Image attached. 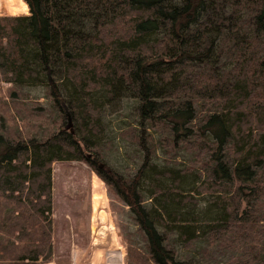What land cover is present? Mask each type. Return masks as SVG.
<instances>
[{
    "label": "trees",
    "instance_id": "1",
    "mask_svg": "<svg viewBox=\"0 0 264 264\" xmlns=\"http://www.w3.org/2000/svg\"><path fill=\"white\" fill-rule=\"evenodd\" d=\"M23 1L0 16V84L12 103L41 90L56 119L0 129V259L52 260L55 161L88 163L128 205L147 264L247 239L264 220V0ZM112 112L131 174L103 155Z\"/></svg>",
    "mask_w": 264,
    "mask_h": 264
},
{
    "label": "rangeland",
    "instance_id": "2",
    "mask_svg": "<svg viewBox=\"0 0 264 264\" xmlns=\"http://www.w3.org/2000/svg\"><path fill=\"white\" fill-rule=\"evenodd\" d=\"M27 13L28 10H22L16 14L0 16ZM7 86L6 83L0 84V129L7 134L15 135L18 131L23 135L27 130L31 131V134L40 132L41 128L37 125L46 126V120L48 122V119H56L50 104L43 98H38L41 90L27 89L23 92L24 95L20 96L22 99L12 103L6 92ZM123 115L124 112H112L106 117V134L111 142L104 147L103 155L105 154V159L111 167L127 175L131 174L139 152L132 143L127 142L129 140H125L129 135L120 130L124 122ZM161 154L160 156L163 155ZM165 157L169 161L177 162L183 159L179 155H163L162 158ZM93 178H97L102 190V197L97 206L92 199ZM51 182L52 260L58 261L59 264H147L142 259L147 253L146 242L132 218L128 205L107 187L88 163L53 162ZM99 211L106 216L108 229H101V223L92 220V215ZM255 226L245 240L235 241L228 247L219 243L211 245L207 255L201 257L202 264H264V220ZM252 247L254 248L250 249ZM40 262L42 264L41 260ZM0 264L10 263L0 259Z\"/></svg>",
    "mask_w": 264,
    "mask_h": 264
},
{
    "label": "bare ground",
    "instance_id": "3",
    "mask_svg": "<svg viewBox=\"0 0 264 264\" xmlns=\"http://www.w3.org/2000/svg\"><path fill=\"white\" fill-rule=\"evenodd\" d=\"M22 10L24 11L27 10V6L22 0H0V14H16ZM91 191H92V199L94 205L97 206L100 203L102 197L101 185L97 180V178H93L91 181ZM92 220L94 222L95 220H97L98 223H101L100 226L101 229L109 228V226L106 227L107 218L102 211L101 212L99 211L98 213L95 212V214L92 215Z\"/></svg>",
    "mask_w": 264,
    "mask_h": 264
},
{
    "label": "water",
    "instance_id": "4",
    "mask_svg": "<svg viewBox=\"0 0 264 264\" xmlns=\"http://www.w3.org/2000/svg\"><path fill=\"white\" fill-rule=\"evenodd\" d=\"M65 117H66V128H70L71 127V117L68 111H65ZM72 131V129H70Z\"/></svg>",
    "mask_w": 264,
    "mask_h": 264
},
{
    "label": "crops",
    "instance_id": "5",
    "mask_svg": "<svg viewBox=\"0 0 264 264\" xmlns=\"http://www.w3.org/2000/svg\"><path fill=\"white\" fill-rule=\"evenodd\" d=\"M42 264H59V263L56 260H52V261H48V262H45V263H42Z\"/></svg>",
    "mask_w": 264,
    "mask_h": 264
}]
</instances>
